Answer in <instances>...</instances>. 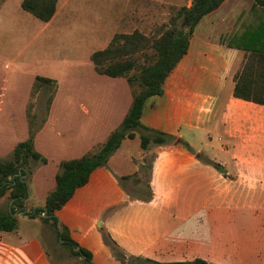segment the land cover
<instances>
[{
    "label": "crops",
    "instance_id": "obj_1",
    "mask_svg": "<svg viewBox=\"0 0 264 264\" xmlns=\"http://www.w3.org/2000/svg\"><path fill=\"white\" fill-rule=\"evenodd\" d=\"M61 1L54 17L45 22L47 26L65 9ZM70 1L65 3L64 15L75 4ZM122 1L112 0L110 7H122ZM191 4L192 0L187 5ZM252 6L253 0H226L204 16L194 28L188 52L166 79L163 95L148 100L143 125L172 134L176 140L144 149L138 143L139 132L124 139L108 165L93 171L89 181L57 211L59 225L67 226L71 238L92 252L93 264H123L111 241L127 259L176 263L202 258L216 264H264V104L235 97V75L250 51L226 43L253 15ZM105 13L92 14L95 19L85 18V13L81 16L103 22L117 19L116 13L114 18ZM81 34L84 39L73 46L92 39L96 49L90 59L111 43L100 47L94 34ZM57 61L52 62L57 65ZM93 67L96 71L94 63ZM50 71L38 72L36 77L57 80L58 74ZM113 78L114 87L119 86L116 93L82 96L76 110H58L61 95L53 100L34 139L36 150L48 162L33 163L32 173L25 176L29 185L26 208L15 213L16 230H0V264L59 263L45 245L51 236L49 222L28 213L45 205L56 188L62 161L88 154L124 120L133 103V90L127 78ZM8 96L0 99V159L11 158L16 145L30 137L26 98L18 94L15 101L23 100L26 126L20 127L19 114L9 108ZM6 116L11 121L4 125ZM149 154H154L149 172L152 197L132 196L128 188L138 184L135 174H141ZM4 203L6 209L1 208ZM12 203L9 192L0 198V211H11Z\"/></svg>",
    "mask_w": 264,
    "mask_h": 264
},
{
    "label": "trees",
    "instance_id": "obj_2",
    "mask_svg": "<svg viewBox=\"0 0 264 264\" xmlns=\"http://www.w3.org/2000/svg\"><path fill=\"white\" fill-rule=\"evenodd\" d=\"M58 1L23 0L22 7L38 19L48 22L57 11ZM224 1L226 0H193L190 6L183 5L177 9L169 27L159 36L150 38L139 31L116 34L107 48L92 54L91 59L99 74L127 78L133 90V103L121 126L109 135L105 143L97 145L80 158L61 162L60 171L56 175V188L47 196L43 207H37L28 213L31 218L40 216L44 221L52 223L58 240L69 247L75 256L80 257L83 264H93V254L71 238L67 226L59 225L57 211L73 197L79 187L89 181L93 171L108 165L124 139L134 138L139 132L144 149L151 145H168L176 140L172 134L143 125L141 119L146 104L150 98L163 95L166 79L189 50L195 26ZM251 12L253 15L242 22L240 28L226 39V43L230 47L250 51L242 70L235 75V97L264 104V0H253ZM148 49L151 52H147ZM57 86V81L49 77L37 76L35 79L34 91L46 89L51 92L46 102L47 113ZM28 114L29 119L31 116L36 117L35 114ZM45 120L44 117L40 122H35L31 118L30 137L16 145L11 158L0 159V198L10 192L13 200L11 211H0L2 231L11 232L18 228L15 213L25 211L29 196L28 177L25 176L32 173V164L48 162L34 144L35 135ZM186 146L189 147L187 144ZM149 189L145 198L152 197L150 184ZM111 243L121 262L130 264L119 246L115 242ZM133 259L154 264H216L202 258L176 263H160L142 257Z\"/></svg>",
    "mask_w": 264,
    "mask_h": 264
},
{
    "label": "rangeland",
    "instance_id": "obj_3",
    "mask_svg": "<svg viewBox=\"0 0 264 264\" xmlns=\"http://www.w3.org/2000/svg\"><path fill=\"white\" fill-rule=\"evenodd\" d=\"M82 1L71 0L70 3L75 4L67 10L68 14L64 15L67 0H62L60 5L65 9L61 10L56 19L47 26L45 22L23 9L22 0H0V99L6 98L9 94L7 98L9 108L16 109L19 114L20 127L26 126V120L22 115L23 100L21 99L20 104L15 103L20 98L18 94L26 98L27 111L36 116L30 115V119L40 122L46 115V102L51 92L46 89L34 91L33 83L38 72L51 73L50 70H53L58 74L54 100L57 95L62 96L57 104V109L61 111L78 109L82 96L90 98V95H96L98 91L107 94L118 91L116 87L119 86L113 85L116 81H110L114 80L113 77L99 75L94 70L90 55L96 49L95 42L87 39L86 43L73 46L78 40L84 39L85 35L81 34L83 31L86 34H94L95 39L100 40V47L108 46L115 35L120 33L130 34L139 31L150 38H155L169 27L177 9L187 5L191 0H125L122 1L124 2L122 7L115 8L110 7L113 2L108 0L106 3H111L106 10L104 0H89L84 4ZM105 11L114 15L113 18L116 13L117 19L109 22L93 20L94 15L106 14ZM83 13L85 18L93 19H83L81 16ZM71 14L75 16L70 17ZM219 14L217 13V16ZM100 18L104 20L105 15H100ZM72 46L74 51L70 48ZM147 52L151 50L148 49ZM54 60H58L57 65L52 62ZM10 121L11 118L6 116L1 123L7 125ZM138 143H141V137ZM153 157L154 154H149L144 159L141 174H135L138 184L128 188L132 196L146 197L149 194V172ZM219 187H224V184ZM6 207L7 203L1 206L2 209ZM49 227L51 236L49 240H45V245L54 261L83 264L80 257L75 256L69 247L58 240L54 225L49 223ZM126 261L130 264H154L132 258Z\"/></svg>",
    "mask_w": 264,
    "mask_h": 264
},
{
    "label": "water",
    "instance_id": "obj_4",
    "mask_svg": "<svg viewBox=\"0 0 264 264\" xmlns=\"http://www.w3.org/2000/svg\"><path fill=\"white\" fill-rule=\"evenodd\" d=\"M198 156H199V154H198ZM221 171H222V172H224V170H223V169H222ZM22 214H23V213H22ZM75 249H76V250H78V248H75Z\"/></svg>",
    "mask_w": 264,
    "mask_h": 264
}]
</instances>
